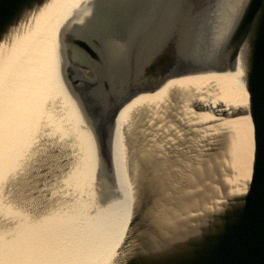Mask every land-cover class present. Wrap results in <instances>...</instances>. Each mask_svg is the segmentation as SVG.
<instances>
[{
  "label": "water",
  "instance_id": "obj_1",
  "mask_svg": "<svg viewBox=\"0 0 264 264\" xmlns=\"http://www.w3.org/2000/svg\"><path fill=\"white\" fill-rule=\"evenodd\" d=\"M51 1L0 0V69ZM59 42L61 80L105 172L132 100L171 80L241 72L242 105L175 90L134 119L124 246L104 264H264V0H88ZM204 112L212 119L196 121ZM241 117L249 128L221 125Z\"/></svg>",
  "mask_w": 264,
  "mask_h": 264
},
{
  "label": "bare ground",
  "instance_id": "obj_2",
  "mask_svg": "<svg viewBox=\"0 0 264 264\" xmlns=\"http://www.w3.org/2000/svg\"><path fill=\"white\" fill-rule=\"evenodd\" d=\"M87 1L52 0L27 23L20 47L0 69V174L12 165L15 168L19 165V157L27 151L25 147L32 142V135L48 117L47 103L57 96L66 103L74 119L86 122V162L77 180L91 179L96 172L100 194L103 199L108 197L110 203L93 215H88L82 206L72 215H55L23 225L10 239L0 235V264H104L124 246L134 178L127 142L133 134L134 119L143 115L145 107L159 104L175 90L204 104L222 102L237 106L244 101L238 69L171 80L157 92L135 98L116 118L111 143L112 168L105 172L96 154L90 126L65 89L59 71L60 65L63 66L59 35ZM193 115L196 121L212 119L208 112ZM221 125L237 131L242 125L249 128L248 120L242 117L224 120Z\"/></svg>",
  "mask_w": 264,
  "mask_h": 264
},
{
  "label": "rangeland",
  "instance_id": "obj_3",
  "mask_svg": "<svg viewBox=\"0 0 264 264\" xmlns=\"http://www.w3.org/2000/svg\"><path fill=\"white\" fill-rule=\"evenodd\" d=\"M47 104L48 117L32 135L19 165L0 174V235L6 239L23 225L72 215L82 206L93 215L110 203L100 194L96 172L91 179L77 180L87 154L83 119H74L57 96Z\"/></svg>",
  "mask_w": 264,
  "mask_h": 264
}]
</instances>
